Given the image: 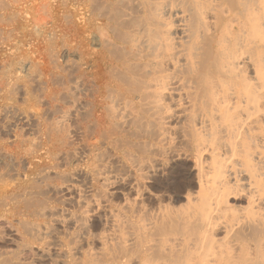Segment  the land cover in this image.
<instances>
[{
  "label": "bare ground",
  "instance_id": "1",
  "mask_svg": "<svg viewBox=\"0 0 264 264\" xmlns=\"http://www.w3.org/2000/svg\"><path fill=\"white\" fill-rule=\"evenodd\" d=\"M57 3L75 61L0 59V264H264V0Z\"/></svg>",
  "mask_w": 264,
  "mask_h": 264
},
{
  "label": "rangeland",
  "instance_id": "2",
  "mask_svg": "<svg viewBox=\"0 0 264 264\" xmlns=\"http://www.w3.org/2000/svg\"><path fill=\"white\" fill-rule=\"evenodd\" d=\"M59 1L57 0H0V59H4L5 61L9 60L11 62V66H14L16 69H18V66H17L18 64L23 65V69H22L23 72L21 70V73H19V76L26 77L27 71L25 70H27L28 68L29 74H30L31 69H32L30 68V66L35 67L39 62L40 63L38 64V67L40 68L41 73L46 75L45 73L48 70L47 65L50 64V62L48 63V60H47L49 59L47 58L49 55H47L48 53L46 54L45 52L47 49L50 50L53 48L52 51L53 52L56 51L55 53L57 54V57H58L57 59L60 61L59 62L57 60V64L61 62L66 63V61L68 60L75 61L77 59V52L74 47L75 45H77V38L76 40L74 39L76 37L74 34V28H75L74 18L71 13L66 12L67 9L65 8L64 5H59L57 3ZM66 14H68V16H66ZM66 21L68 22V25ZM52 33L54 34L53 35L54 37L52 36ZM45 35H47L48 37L49 36L53 37L54 43L53 44L51 43L52 46L49 45V47L51 46L50 49L48 48L49 43L46 42L47 41L46 39H48V37L46 36L47 37L46 38ZM60 42H62L63 45ZM69 47H71L72 50L74 51L72 50L70 51L69 49L71 48ZM47 52L50 53V51H47ZM2 54H5V55L2 56ZM34 60L35 61L38 60L36 61L35 66H34L35 64ZM15 62H18V64ZM62 63L58 65L64 66ZM6 66H7L6 69H9V66L7 64ZM1 69L2 68H0V80L4 79ZM16 71L18 72V70ZM0 131L2 132V135L0 134V142L11 144V142H7V140L8 141H11V139L13 140L11 133L9 132L10 135L9 134L6 135L7 133L3 132L1 130V127H0ZM3 134H5L6 136ZM2 136L3 138L1 139ZM5 137L7 140L5 139ZM177 182L180 184L179 178L175 179V183H174L175 186L178 184ZM179 184L177 186H179ZM2 220L3 219L0 218V230H1L0 234L3 233V236H5L6 238H4L5 239L4 240L3 236L0 235L2 237V238L0 237L1 238L0 247L1 246L4 247L5 246L4 244H6V242L8 243V241L10 243L11 240L14 239L13 241H15L17 239L14 234V231L10 230L11 229L10 227H7V229L10 228L9 230L5 229L7 224L5 223L4 220H3L4 222ZM9 231L11 233L13 232L14 235L9 234L10 233ZM7 237H11L12 239L9 238L8 240Z\"/></svg>",
  "mask_w": 264,
  "mask_h": 264
}]
</instances>
